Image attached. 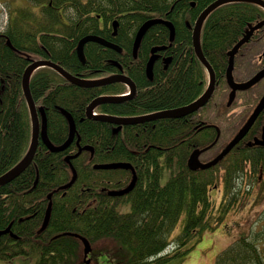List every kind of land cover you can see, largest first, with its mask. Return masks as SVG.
Returning a JSON list of instances; mask_svg holds the SVG:
<instances>
[{"label":"trees","instance_id":"1","mask_svg":"<svg viewBox=\"0 0 264 264\" xmlns=\"http://www.w3.org/2000/svg\"><path fill=\"white\" fill-rule=\"evenodd\" d=\"M105 1L118 7L131 1L133 10L138 11L131 18L121 20L120 34L123 33L124 38L119 35L117 41L122 42L125 50L127 48L123 55L108 48L102 50L101 45L89 42L85 64L77 57L75 46L78 40L95 32L98 20L89 15L94 10L88 9L99 7L97 0H88L87 10L82 0H27L25 6L15 8L16 18L0 32V175L24 157L32 136L31 115L22 89V77L29 60L23 53L52 57L64 63L72 74L81 72L90 76L96 75V69L111 72L113 66L104 57L116 55L127 74L137 81L139 90L133 100L100 104L97 111L101 114L130 116L176 108L189 104L205 91L208 73L197 58L191 40L177 51L173 64L166 71L155 69L154 79L146 78L143 69L149 47L155 43H169V29L160 23L147 30L138 58L134 59V67L128 69L131 44L126 40L127 28L132 23L135 36L145 20L162 14L169 5L166 0ZM187 1L182 3L186 10L190 6ZM194 1L193 19L216 0ZM36 5L40 11L38 14L33 11ZM65 5L71 10L85 11V22L71 20L70 25L64 23L58 7ZM263 16L264 10L253 3L230 2L219 6L207 17L201 43L220 88L225 83L228 51L248 24ZM8 40L13 47L8 45ZM175 47L178 45L173 43L171 49ZM30 89L35 103L45 109L47 133L53 143L62 144L69 134V122L61 112L62 108L73 116L77 134L71 145L59 152L49 150L40 141L31 164L11 182L0 186V230L10 225L19 236L17 239L1 237L0 264L21 255L30 256L35 264H72V256L82 248V242L79 237L71 235L54 238L63 233L79 234L92 244L100 243L102 239L112 241V246L125 244L132 251L130 264H165L172 259H185L205 232L216 229L243 196L239 182L244 172L241 153L234 150L209 169L192 170L188 167L187 161L194 149L213 143L206 154L215 149L220 140L222 142L223 135L217 139L214 121L179 123L177 119L159 118L142 124H126L115 131L110 122L89 118L86 108L93 99L105 93L126 92L128 87L124 83L81 87L44 66L32 75ZM217 92L221 97L222 91ZM214 98L203 110L213 103ZM79 145L93 147V153L84 150L71 159L77 179L71 187L61 189L73 176L71 165L65 158L76 154ZM147 147H150L149 151H146ZM202 158L208 160L210 155ZM227 158L228 164L223 167ZM115 159L134 160L139 164L137 184L121 197L107 195L101 203L90 204L94 198L92 191L99 189L111 175L109 170H97L94 165ZM222 168L224 195L216 204L210 192L219 184ZM114 171L128 175L129 179V171ZM87 188H91L90 193ZM50 193L49 225L41 231ZM123 202L131 205L129 211L121 212L117 208ZM32 205L35 213L31 210ZM30 213L33 216L20 221ZM215 264H264V256L254 242L241 235L217 256Z\"/></svg>","mask_w":264,"mask_h":264},{"label":"flooded vegetation","instance_id":"2","mask_svg":"<svg viewBox=\"0 0 264 264\" xmlns=\"http://www.w3.org/2000/svg\"><path fill=\"white\" fill-rule=\"evenodd\" d=\"M46 1H48V0H46ZM108 1H112V0H108ZM116 1H118V0H116ZM186 1L187 0H166L167 4H169L168 7L163 9L161 15H155L154 16L155 18H161V19H164V20L171 22L175 28V36H174V40L171 42V40H170V28L167 25L163 24L169 29V39H168L169 43H162V44L155 43L154 45L151 44V46L149 47V56L145 61L143 72L146 75V78L150 81H152L154 79L155 69L159 70V71L160 70L166 71L173 64L174 59H175L174 55L189 40H191L192 47H193V29H194L195 22H196V20L200 14L197 17H195V19H193L194 12H195L194 9L196 7L195 1L194 0L187 1L188 3H190V6L187 10L182 8V3H185ZM87 2H88V0H82V5L84 6L85 10H87V8L85 7ZM97 2L100 3L99 7L98 6H96L94 8L90 7L88 9V10H94V11L90 12L89 15L96 17L98 20V23L95 26V30H94L95 32H91L88 34L95 35V36L109 42L110 44L114 45L115 47L107 46V45L100 43V42H97V41H90V42H94V43L101 45L102 50H106V48H108V49L114 50L115 52L123 55L124 53L127 52L126 51L127 48L125 50V48L122 46V42L117 41L119 35H121L124 38L123 33L120 34L121 20L126 19V18H131L138 11L133 10L134 6H133V3H131V1L128 4H122V6H120V7H118L115 3H114V5H111L110 3H108L105 0L104 1L103 0H97ZM253 4L259 6L261 9L264 10V8L262 6H260L256 3H253ZM50 5H51V3H50ZM183 5H185V4H183ZM35 9H38L37 5L35 6ZM58 11H59L61 18L63 19V22L66 23L67 25H70L72 23V21H76L79 23L85 22V18H86L85 11L82 12V13H84V15H83L81 13V11H76L74 9L73 10L68 9V7L66 5L63 6V8L58 7ZM143 15L145 16V12L143 13ZM154 17H152V18H154ZM152 18H150V19H152ZM147 20H149V19H147ZM147 20H145V21H147ZM262 20H264V16L260 19H257L253 23L250 22L248 24L247 28L243 31L242 35L239 37L238 41L244 37V35L249 30L251 25L254 26ZM160 24H162V23H160ZM181 24H182V26H181ZM140 26L138 27V29L140 28ZM138 29H137V31H138ZM127 30H128V32L126 34V40H128L129 44H131V51L129 53L130 59L127 61V64H128V69H132L134 67V59L138 58L139 50L144 43L145 35H144L142 42H141V45L139 47L137 57H134L133 47H134V41H135L136 35L133 36L132 23L129 25ZM88 34H86V35H88ZM84 36H82L81 38H83ZM81 38L78 40V42L75 46V52H76L79 60H80V58H79L78 52H77V45H78L79 41L81 40ZM88 43H86L84 46L85 57H86V46L88 45ZM173 43H176L178 45V47L171 49V46L173 45ZM163 46H165L166 48L162 49V50H157L155 53V54H157V58L153 64V78L150 79L147 75V65H148V62H149L150 57L152 55V49L154 47H163ZM11 47H13V46H11ZM193 50H194V47H193ZM49 53H50V56H53V53H51L50 51H49ZM23 54L29 60V63L31 61H38V60L52 61V62L60 65L61 67H63L65 70L72 73L70 70H68V68L64 65V63H62L59 60H54V59H52V57H43V56L38 55V54H29V53H23ZM104 60H106V62H109L113 66L111 72H109L105 69H96V75H94V76H90L89 74H85V73H81V72L73 73V75L78 76L80 78H84V79H102V78H107L109 76L116 75V74H121V73L125 74L126 76H128L132 80V82L135 84L136 88H135V91H133V92L131 91V89H129L127 92H124L122 94L128 95V93L131 92L129 94L130 95L129 98L131 100L135 99L137 97V93L139 90L137 81L131 75L127 74V71H126L124 65L117 60L116 55H114L113 57H108V56L104 57ZM86 61H87V58H86ZM83 64H85V63H83ZM227 67H228V62H227ZM262 70H264V25L261 28L254 30V32L251 35V37L249 38V40L242 45V47L239 49L238 53L236 54L235 65H234V69H233L234 80L237 83H246L249 80H251L253 77H255ZM226 71H227V68H226ZM208 76H209V74H208ZM224 80H225V83L221 88L219 87V84L217 82V85H216V88H215V91H214V94L212 97L218 95L219 93L217 91H219V90L221 91V89L223 90V92H225L224 98H223L225 100L224 101L225 103H223L222 104L223 106H221L223 108V116H224L222 118L223 124H221V127H222V135L224 138H226L225 144H229L235 138V136L240 132V130H242L243 128H246V126H247V128H246L247 130H246L244 136L236 144V146L234 147V149L232 151L235 150V153H241L240 158H244L243 164H244V170H245L246 174L248 176L250 173L251 174L253 173V175L257 174L258 180L261 183H264V76H262V78L259 81H257L256 83H254V84H252L246 88L236 90L235 95L231 101H230V97H231L232 88L229 86V84L227 82L226 73H225ZM113 83H122V82H112V83H108V84H103L101 86L109 85V84H113ZM207 84H208V82H207ZM206 87H207V85H206ZM122 94L105 93L104 95L105 96H107V95L108 96H119ZM215 103L216 102L213 101V103L208 108L215 106ZM172 108H175V107L165 108V109H172ZM165 109H158V110H153L150 112H145L142 114L130 115V116L146 115V114H150V113H154V112H159V111H162ZM203 109H204V107L199 109L198 111H196L194 113H190L186 116L173 118V119H177L179 121V123H182L183 121H185L186 123H188V122L194 123V122L200 121V120L203 122H207L201 118L202 112L205 111ZM98 113H100V112H98ZM106 115H112V116H116V117L120 116V115H115V114H106ZM39 119L41 121L40 117H39ZM197 119H199V120H197ZM154 120L157 121V119H154ZM147 121H149V120H147ZM139 123L142 124V122H139ZM111 124L113 125V127L115 128V131H116L117 128L119 127V125L115 124V123H111ZM124 125H126V124H123L121 126V128L124 127ZM213 126L215 128L218 127L215 122L213 123ZM150 146H152V145H150ZM148 149H150V147L149 148L147 147L146 151ZM134 152H135V154H139V152L136 150H134ZM159 159H162V157ZM200 159L203 162L206 161V159L202 158V156L200 157ZM107 163H128L131 165V167H129V168H116V169L96 168L97 170H109L111 172V175L107 180H104L105 183L99 189L92 191L94 198H93V201L90 202V204H92L93 202L101 203L105 198H107V195L110 197H117V198L121 197L122 195H112V194H110V192L118 191V190H122V189L126 188L130 184V182L132 181V179L134 177V172H135L137 179H138L139 164H137L134 160L115 159L113 161H104V162H100L98 164H107ZM252 163L256 166L255 169L253 168ZM119 169H121V170L125 169V170L129 171L130 172L129 179H128V175H124V173L119 172L120 174H116L117 171H114V170H119ZM104 181H102V182H104ZM124 181H125V184L127 183L126 185L123 184ZM136 182H138V180H136ZM136 184L137 183H135V185ZM87 190L90 193L91 188H87ZM50 194H52V193H50ZM49 195H48V198H49ZM50 200H51V198H49V202H50ZM80 201H81V199H80ZM121 204H127V203L126 202L119 203L117 205V208ZM31 210L34 213L36 212L34 205H32ZM74 210H76L75 207H74ZM120 211L121 212H127V211H122V210H120ZM31 216H33V213L28 214L26 217H22L20 219V221H22L24 218L28 219ZM43 222H44V219H43ZM43 222H42V225H43ZM42 225H41V227H42ZM48 225H49V222H48ZM48 225H47V227H48ZM47 227H46V229H47ZM6 228L1 229V230H5ZM46 229H44V230H46ZM7 236H11L14 239H17L19 237L17 234H15L12 231L11 226H10L9 232H6V233H3L0 235V239H1V237H7ZM17 257H19V256H17ZM28 257H30V256H28ZM31 260H32V258H31Z\"/></svg>","mask_w":264,"mask_h":264},{"label":"water","instance_id":"3","mask_svg":"<svg viewBox=\"0 0 264 264\" xmlns=\"http://www.w3.org/2000/svg\"><path fill=\"white\" fill-rule=\"evenodd\" d=\"M230 2L256 3V4H258L264 8V0H216L213 3H211L210 5H208L200 13V15L198 16V18L195 22L194 29H193V47H194V51L196 53L197 58L200 60V62L203 64V66L208 71L209 82H208V86L205 89V91L197 99H195L194 101L190 102L187 105H183V106L172 108V109H165V110H162L159 112H154V113H150V114H146V115L117 116L116 117V116L104 115V114L95 116V115H93V110L104 102H119V101H122L124 99H128L130 97V95L128 94V95H119V96H99V97H96L94 100H92L89 103V105L86 108V115L92 119H99V120L108 121L111 123L118 124L119 125V127L117 128V130H118L121 128V126L123 124H135V123L144 122L147 120H154V119H158V118H178V117L186 116L190 113H194V112L198 111L199 109H201L211 99V97L214 94L216 85H217V78H216L215 70L203 52L202 43H201L202 28H203V25H204L206 18L216 8H218L219 6L224 5L226 3H230ZM158 23L165 24L170 28V40H171V42L174 40L175 28L171 22L164 20V19H161V18L149 19V20L145 21L137 31L135 41H134V47H133L134 57H137L139 47L141 45L142 39H143L144 35L146 34L147 30L151 26H153L154 24H158ZM263 25H264V20L260 21L259 23H257L254 26L251 25L249 30L244 35V37L241 38L228 51L229 60H228V67H227V71H226V79H227L229 86L232 88L230 101L233 99L236 90L246 88V87L256 83L257 81H259L262 78V76H264V70H262L255 77H253L251 80H249L246 83H237L234 80V76H233V69H234V65H235L236 54L238 53V51L242 47V45L249 40V38L253 34L254 30L261 28ZM89 41H97V42L103 43L107 46L115 47L114 45L110 44L109 42H107V41H105V40H103V39H101L95 35L88 34V35L84 36L83 38H81V40L79 41V43L77 45L78 56H79L82 63L86 62V57H85V53H84V46ZM8 45L11 46L10 41H8ZM165 48L166 47L163 46V47H154L152 49V55L150 57L148 65H147V75L150 79L153 78V64L157 58V54H155V53L157 50H162ZM41 66H48V67L53 68L55 71L59 72L67 81H69L72 84L81 86V87H94V86H101L103 84H108V83H112V82H122V83H125L126 85H128L132 92L135 91V88H136L135 84L132 82V80L128 76H126L125 74H122V73L112 75V76H109L107 78H102V79H84V78H80L78 76L71 74L69 71L65 70L63 67H61L60 65H58L52 61H46V60L31 61V63L25 69V71L23 73V78H22V88H23V92H24V95H25L27 103H28V107H29L30 115H31V121H32L31 141H30V145H29L28 150L25 153L24 157L14 167H12L10 170H8L7 172H5L4 174H2L0 176V186L10 182L11 180H13L17 176H19L31 164V162L33 161L34 156L36 154L40 140H42L44 142V144L49 148V150H51L53 152H59V151L65 150L69 145H71V143L73 142V140L77 134V127H76V123H75L73 116L67 110L62 108L61 112L66 117L67 121L69 122L68 137L65 140V142H63L61 145H55L50 140L48 133H47V117H46L45 110L43 107L37 108L35 101L32 97L31 90H30V78H31L32 74L34 73V71ZM39 112L41 113L40 114L41 115V121L39 119ZM246 128H247V126H246ZM246 128H243L242 130H240V132L235 136V138L229 144H227L215 158L211 159L208 162L203 163L200 160L199 156L202 152H204L205 150L210 148V146L212 144L206 148H203V149H195L191 153V155L188 159L189 168L192 170H197L199 168L208 169V168L216 165L241 140V138L244 136V134L247 130ZM218 132H219V130H218ZM219 135L220 134H218L217 139H218ZM79 139L80 138H78V142H79ZM84 150H90L93 153V147L87 146V145H85V146L80 145L78 152L76 154L69 155L65 158L66 161L71 165V168L73 171V176L68 183L61 186V189H67V188L71 187L72 184L76 181L77 173H76L75 168L71 164V159L79 156L82 153V151H84ZM95 167L96 168H103V169H116V168H129V167H131V165L128 163H107V164H97V165H95ZM136 180H137V177H136V174L134 172V177H133L132 181L130 182V184L126 188H124L122 190H118V191H112V192H110V194H112V195H123V194L130 192L134 188ZM49 198H51V194L49 195ZM51 211H52V201L50 200V202L48 204L47 211H46V215L44 218L43 225L40 229L41 231L46 229L48 222L50 220ZM9 231H10V225L5 230H0V235L3 233L9 232ZM62 235H71V236L79 237V239L83 243V253H84L85 257H87L92 252L93 247H92V244L88 238L81 236L79 234H76V233H63V234H59V235L55 236L54 238L60 237ZM85 261H86V264H89V262H90V260H88V259H85Z\"/></svg>","mask_w":264,"mask_h":264},{"label":"rangeland","instance_id":"4","mask_svg":"<svg viewBox=\"0 0 264 264\" xmlns=\"http://www.w3.org/2000/svg\"><path fill=\"white\" fill-rule=\"evenodd\" d=\"M25 1L0 0V32L5 31L11 24V19L16 18L15 8L25 6L27 4V1ZM33 11L37 14L40 12L39 9H33ZM221 91L223 93L221 97L218 94L217 98L215 96L213 100L217 103H215L213 109L209 110L207 108L201 114L203 120L214 121L220 127L223 124L222 118L224 117L223 108L220 107V104L225 103L223 99L225 92ZM218 98H220V101H217ZM225 140L226 138L223 137L222 142L226 143ZM222 142L220 140L215 149L208 151L203 156L210 155L211 158L219 153L222 150V147H219ZM227 164L228 158L223 167ZM223 174L224 169L222 168L220 170V182L210 192L216 204L220 202L224 195ZM239 182L243 196L233 209L231 207L224 221L216 229L206 231L203 239L194 244L185 259H172L165 264H215L217 256L233 245L241 235H245L249 241L254 242L264 256V183L258 180L257 174L253 175V173H250L248 176L245 170L240 176ZM118 208L122 211H128L131 209V205L121 204ZM101 241L100 243L92 244L93 250L87 257L84 256L83 249L80 247L77 250V254L72 256V264H85L84 258L90 260L89 264H130L132 251L127 245L116 243V245L112 246L113 244L110 240L102 239ZM170 249L171 247L168 250ZM4 264H35V262L28 256H19Z\"/></svg>","mask_w":264,"mask_h":264}]
</instances>
